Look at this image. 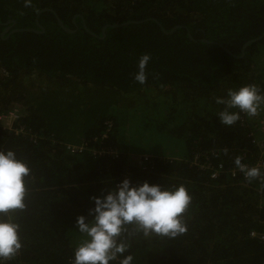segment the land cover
<instances>
[{"label": "trees", "instance_id": "obj_1", "mask_svg": "<svg viewBox=\"0 0 264 264\" xmlns=\"http://www.w3.org/2000/svg\"><path fill=\"white\" fill-rule=\"evenodd\" d=\"M40 11L43 34L0 38V113L17 107L20 125L36 137L0 133L2 151L15 152L31 170L26 208L10 212L23 246L6 264L73 262L84 239L76 218L92 220L91 198L115 191L126 167L133 185H183L191 196L182 214L187 231L175 238L124 226L118 240L128 245L124 255L132 264H264V244L249 237L252 230L264 233V184L211 179L190 166L196 154L203 163L211 152L214 167H232L237 157L255 160L241 112L226 126L218 118L225 106L216 100L245 85L264 95V36L238 59L201 40L241 55L246 42L264 34V0H31L28 7L25 0H0V23L37 29ZM57 18L76 32L65 33ZM128 21L141 23L110 27ZM83 26L99 37L109 27L98 39ZM143 55L150 60L140 84L134 75ZM106 122L112 128L102 143ZM133 137L167 138L169 154H159L169 156H155L145 172L132 168L128 154L146 153L133 150ZM67 144L87 148L73 154ZM102 147L122 157L91 155Z\"/></svg>", "mask_w": 264, "mask_h": 264}, {"label": "clouds", "instance_id": "obj_2", "mask_svg": "<svg viewBox=\"0 0 264 264\" xmlns=\"http://www.w3.org/2000/svg\"><path fill=\"white\" fill-rule=\"evenodd\" d=\"M25 6H31V0H25ZM149 60L150 56L143 55L138 61L134 79L140 84L147 79L145 68ZM216 103L225 106L218 114L220 122L231 126L239 120L240 112L256 116L264 103V95L255 85H245L237 90H228L226 98H217ZM234 163L249 179L261 175L259 168H248L239 157ZM30 172L15 152L0 151V264H6L23 246L21 225L10 212L26 208L25 178ZM91 199L94 206L88 215L92 220L81 215L75 221L84 239L74 250L72 264H110L117 260L119 264H132L133 257L124 255L128 245L118 240L125 225L135 224L145 236L153 233L175 238L187 231L182 214L191 203V196L183 185L167 190L160 184L147 181L133 185L125 178L115 191Z\"/></svg>", "mask_w": 264, "mask_h": 264}, {"label": "built area", "instance_id": "obj_3", "mask_svg": "<svg viewBox=\"0 0 264 264\" xmlns=\"http://www.w3.org/2000/svg\"><path fill=\"white\" fill-rule=\"evenodd\" d=\"M0 68V72H1ZM21 119V111L17 107H13L5 112L0 113V133L3 134H12L14 136H23L28 137L29 140L35 142L36 137L32 135H28L25 131V128L20 125ZM106 128L101 133L99 141L102 143L104 142L105 138L107 137L108 133L112 128V124L106 122ZM240 125L245 130V138L248 141L249 145L255 151V160L250 162H243L242 164L246 165L248 168L257 167L261 170V175L254 178L249 179L246 177L244 172H241L240 169L234 165L232 167L224 166L223 164H218L217 167H214L209 162V155H215L214 152H211L209 155H204L205 161L201 162V156L196 154L190 162V166L195 167L199 171H207L209 177L211 179H216L221 175H226L230 179L240 180L247 183L256 182L259 184H264V109H258V114L254 117L248 116L246 113L241 112L240 118ZM87 144H77V145H66V149L70 153H77L82 154L84 150H86ZM0 151L1 145H0ZM92 156L98 158H108L111 161L119 160L122 155L120 152L107 149L102 147L100 150H95L91 154ZM245 156V155H244ZM129 163L131 164L132 168H135L141 172L148 171L149 169L153 168L154 160L156 159L153 155L150 154H128ZM130 172L126 167L125 172L121 175L118 182L115 184V189L117 188L118 184L125 178L130 179ZM260 209L264 210V204L260 203ZM249 237L252 239H257L261 243L264 244V233H259L255 230L249 232ZM19 252L15 255L17 256ZM12 257V258H15ZM23 264V263H20ZM68 264H72L69 262Z\"/></svg>", "mask_w": 264, "mask_h": 264}, {"label": "water", "instance_id": "obj_4", "mask_svg": "<svg viewBox=\"0 0 264 264\" xmlns=\"http://www.w3.org/2000/svg\"><path fill=\"white\" fill-rule=\"evenodd\" d=\"M44 11H48V10H44ZM42 12H43V11H40V12L38 13V15L36 16V18H35V24H36L37 29H35V28H16V27H15V26H16V21H14V20H7V21L4 22V23H0V26L5 27V28L3 29V31L0 33V38L3 39L5 35H7V36H6V38H7L9 35H12L13 33H25V32H26V33H35V34H38V35L43 34L44 31H45V28H44V27L38 22V20H37V17H38ZM57 23H58V26H59V27L65 32V33H67V34H73V33L76 32L75 29H74V30H71V29L65 27L64 24L62 23V21H61L59 18H57ZM139 23H141V21H135V22H134V21H128V22L121 23V24L115 23V24L111 25L110 27H112V28H120V27H123V26L128 25V24H139ZM73 24H74V20H73ZM12 27H13V28H12ZM107 27H109V26H104V27L102 28V30H101L102 36H101V37H99L98 35H96V34L90 32L88 29H86L85 26H83V29L85 30V32H87V33L90 34L91 36L96 37V38H98V39H103V38L105 37V30H106ZM175 29H176V27H175L173 30H171L170 32H165L164 30H163V32L166 33V34H170V33H172ZM189 36H190V35H189ZM263 36H264V34H263L262 36L256 38V39H254V40H250V41L246 42V43L243 45L242 50H241V55H239V56H236L235 54H233L232 52H230L228 49L224 48L221 44H217V43H214V42H211V41L205 40V39H202L201 42H204V43H207V44L218 45L219 47H221V48L224 50V52H225L226 54H228L229 56H232V57L238 59V58H242V57L244 56V51H245V49L249 46V44H251V43H255V42H258Z\"/></svg>", "mask_w": 264, "mask_h": 264}, {"label": "rangeland", "instance_id": "obj_5", "mask_svg": "<svg viewBox=\"0 0 264 264\" xmlns=\"http://www.w3.org/2000/svg\"><path fill=\"white\" fill-rule=\"evenodd\" d=\"M146 140L147 138L143 140L141 137H133L132 145L133 147H135L133 150L146 152L149 153L150 155H153L154 157L155 156L158 157L160 155L169 156L159 153L161 151H166L165 149H167V153L169 154L168 150H170V145L168 144L171 143L170 140H168L167 138H159L157 141L154 142H148ZM134 154H138V153H134Z\"/></svg>", "mask_w": 264, "mask_h": 264}, {"label": "flooded vegetation", "instance_id": "obj_6", "mask_svg": "<svg viewBox=\"0 0 264 264\" xmlns=\"http://www.w3.org/2000/svg\"><path fill=\"white\" fill-rule=\"evenodd\" d=\"M15 27H16V26H15ZM4 28H5V27H4ZM12 28H13V27H12ZM16 28H17V27H16ZM2 31H3V30H2ZM2 31H1V32H2ZM241 50H242V49H241Z\"/></svg>", "mask_w": 264, "mask_h": 264}]
</instances>
